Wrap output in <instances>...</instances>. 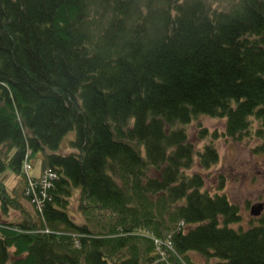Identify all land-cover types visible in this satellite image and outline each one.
<instances>
[{"label": "trees", "instance_id": "obj_1", "mask_svg": "<svg viewBox=\"0 0 264 264\" xmlns=\"http://www.w3.org/2000/svg\"><path fill=\"white\" fill-rule=\"evenodd\" d=\"M219 1L0 0V264H264L193 171L219 137L264 153V0Z\"/></svg>", "mask_w": 264, "mask_h": 264}, {"label": "rangeland", "instance_id": "obj_2", "mask_svg": "<svg viewBox=\"0 0 264 264\" xmlns=\"http://www.w3.org/2000/svg\"><path fill=\"white\" fill-rule=\"evenodd\" d=\"M228 6L227 2L216 0L213 6L215 9ZM204 129L208 135H220L224 129V121L220 119H211L200 117L196 123L186 126L185 133L187 139L197 148L201 147L203 142H199L196 133ZM73 138V133L67 134L60 143L59 152L68 153V142ZM255 140L232 142L228 139L219 137L212 141L213 148L217 152V164L207 171H202L199 167H194V172H201L204 178V189L210 193L224 195L227 200L236 206L239 211V222L230 227L234 230H247L250 227L258 226L264 223V153H253ZM39 172V161L35 160L31 170V175L37 176ZM0 181L3 182L11 193L20 187V180L15 176L4 173L0 175ZM220 182L222 189L217 190ZM20 203L28 211H32L28 203L20 198L19 190L15 194ZM254 204H261L263 210L257 217L249 216V209ZM74 207V202L71 203ZM13 216V215H12ZM195 264H203L202 260L195 254L189 255Z\"/></svg>", "mask_w": 264, "mask_h": 264}, {"label": "water", "instance_id": "obj_3", "mask_svg": "<svg viewBox=\"0 0 264 264\" xmlns=\"http://www.w3.org/2000/svg\"><path fill=\"white\" fill-rule=\"evenodd\" d=\"M263 210V207L261 204H254L249 209V216L251 217H257Z\"/></svg>", "mask_w": 264, "mask_h": 264}]
</instances>
